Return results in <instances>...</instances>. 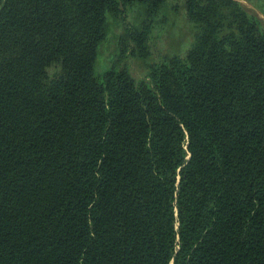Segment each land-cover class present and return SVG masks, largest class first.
I'll use <instances>...</instances> for the list:
<instances>
[{
    "label": "trees",
    "instance_id": "16d2710c",
    "mask_svg": "<svg viewBox=\"0 0 264 264\" xmlns=\"http://www.w3.org/2000/svg\"><path fill=\"white\" fill-rule=\"evenodd\" d=\"M169 1L0 0V264H264V27L183 0L189 48L135 78Z\"/></svg>",
    "mask_w": 264,
    "mask_h": 264
},
{
    "label": "rangeland",
    "instance_id": "374dc122",
    "mask_svg": "<svg viewBox=\"0 0 264 264\" xmlns=\"http://www.w3.org/2000/svg\"><path fill=\"white\" fill-rule=\"evenodd\" d=\"M251 15L257 17L264 27V0H237ZM146 19L145 9L136 5L127 10L122 19H111V28L107 39L100 48L95 70L103 74L120 53V38L126 28L141 27ZM151 34L148 43L149 56L140 58L126 53L123 64L128 66L135 78H145L149 67L165 56L182 54L185 52L195 34L194 27L187 21L183 8V0H171L166 7L151 22Z\"/></svg>",
    "mask_w": 264,
    "mask_h": 264
}]
</instances>
